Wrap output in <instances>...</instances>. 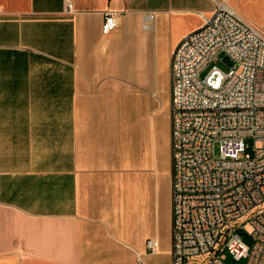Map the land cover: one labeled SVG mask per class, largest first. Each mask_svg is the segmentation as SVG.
Returning <instances> with one entry per match:
<instances>
[{
	"label": "crops",
	"instance_id": "0c3cea01",
	"mask_svg": "<svg viewBox=\"0 0 264 264\" xmlns=\"http://www.w3.org/2000/svg\"><path fill=\"white\" fill-rule=\"evenodd\" d=\"M213 11L0 0V264H173L171 136L147 92L160 67L170 86L174 49Z\"/></svg>",
	"mask_w": 264,
	"mask_h": 264
},
{
	"label": "built area",
	"instance_id": "2783aa9c",
	"mask_svg": "<svg viewBox=\"0 0 264 264\" xmlns=\"http://www.w3.org/2000/svg\"><path fill=\"white\" fill-rule=\"evenodd\" d=\"M211 1L171 56L172 262L264 264V34L231 0ZM114 27L105 13L102 32ZM220 55L226 72L212 66ZM157 249L145 242L147 254Z\"/></svg>",
	"mask_w": 264,
	"mask_h": 264
},
{
	"label": "rangeland",
	"instance_id": "374dc122",
	"mask_svg": "<svg viewBox=\"0 0 264 264\" xmlns=\"http://www.w3.org/2000/svg\"><path fill=\"white\" fill-rule=\"evenodd\" d=\"M231 6L240 16L250 23L256 30L264 34V0H231ZM212 66H216L223 72L229 69V62L224 55L219 56V60L214 62ZM148 104L145 107V113L152 118L155 128L158 132L167 133L170 139V86L168 70L164 67L158 69V74L154 76L153 85L147 92ZM251 155V147L246 151ZM244 243L250 244V240L244 238ZM227 264H245V260H233L227 258Z\"/></svg>",
	"mask_w": 264,
	"mask_h": 264
}]
</instances>
